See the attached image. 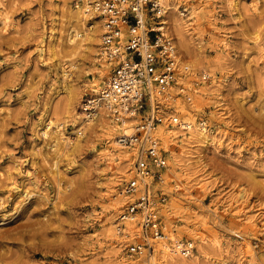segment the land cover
Instances as JSON below:
<instances>
[{
	"label": "rangeland",
	"instance_id": "obj_1",
	"mask_svg": "<svg viewBox=\"0 0 264 264\" xmlns=\"http://www.w3.org/2000/svg\"><path fill=\"white\" fill-rule=\"evenodd\" d=\"M171 2L167 31L193 89L181 115L204 120L210 140L191 138L184 162L183 142L160 132L162 230L193 243L187 262L264 264V0ZM78 3L0 0V264H163L159 242L149 259L128 253L135 222L117 231L137 157L116 143L118 125L100 109L75 133L110 70L97 54L102 29L78 16ZM173 20L186 28L185 47ZM89 23L98 29L86 40Z\"/></svg>",
	"mask_w": 264,
	"mask_h": 264
},
{
	"label": "built area",
	"instance_id": "obj_2",
	"mask_svg": "<svg viewBox=\"0 0 264 264\" xmlns=\"http://www.w3.org/2000/svg\"><path fill=\"white\" fill-rule=\"evenodd\" d=\"M90 9L102 18L99 53L109 62L110 70L81 109L92 112L94 118L104 107L117 125L126 122L128 130L122 126L117 143L137 154L133 174L124 186L128 199L118 216L122 223L117 229L123 233L126 221L139 225L140 236L134 233L135 239L127 245L130 255L151 258L157 241L188 255L192 245L189 241L170 242L159 214L167 198V150L161 146L160 128L175 124L188 130L193 125L181 115L180 105L191 99L193 89L185 80L189 70L186 65L180 67L178 49L167 31L166 2L92 0Z\"/></svg>",
	"mask_w": 264,
	"mask_h": 264
},
{
	"label": "bare ground",
	"instance_id": "obj_3",
	"mask_svg": "<svg viewBox=\"0 0 264 264\" xmlns=\"http://www.w3.org/2000/svg\"><path fill=\"white\" fill-rule=\"evenodd\" d=\"M81 1V4L80 3H78L77 4V7H80V10H81V14H80V11H79V14L80 15H78V16H81L82 18H92V17H94L95 18V20L94 21H97L98 22V24H99V27H100V29H102V18L97 14V13H95V11H93V10H91L90 9V2L92 1V0H80ZM171 1V0H170ZM164 2H166V6H167V13L169 12V10H171V8H173V6H174V4L173 5H170L169 4V0H164ZM176 4V3H175ZM176 10V9H175ZM173 12H174V10H173ZM180 13H181V11H180ZM76 16V15H75ZM77 16V17H78ZM177 16V15H176ZM175 17V16H174ZM172 19V18H171ZM176 19V18H175ZM178 19H179V17H178ZM83 20V19H82ZM81 20V21H82ZM180 20V19H179ZM185 20V19H184ZM171 21V20H170ZM181 21V20H180ZM172 24L170 25V26H172V30L174 31V35H176V37L178 38V40H179V42L185 47L186 45H187V41H186V34H185V26H183L178 20H173L172 22H171ZM170 24V23H169ZM85 29H84V34H85V36H84V38L83 39H86V40H90V39H92L93 37H94V35H95V37H96V33L95 32H97V29H98V26L96 25H94V24H90L89 23V25H85V27H84ZM185 28V29H184ZM94 39V38H93ZM91 42V41H90ZM99 53V51L97 52V54ZM98 58V57H97ZM99 59H101V57L99 56ZM107 65L109 66V62L107 63ZM184 65H186L187 66V68H188V70H189V72H190V66H189V64H184ZM190 75V74H189ZM188 75V76H189ZM186 82H189V77H187L186 79ZM189 84H191V83H188V85ZM189 87H190V85H189ZM196 90V89H195ZM97 91H98V89H97ZM97 91L95 92V93H93L92 95H95L96 93H97ZM184 107V106H183ZM188 108V107H187ZM182 109V108H181ZM183 110V109H182ZM184 110H186V108L184 109ZM183 110V111H184ZM102 111V114L103 115H109L110 116V118L109 119H111L114 123H115V121L113 120V117L110 115V113H109V110L108 109H106V108H104V107H101V110H100V112ZM190 112V111H189ZM82 113V112H81ZM85 113H86V119H85V117L82 119V121H80V123H79V127H77L76 128V132L75 133H77V135H79L78 133H80V134H82L81 133V128L83 127L82 125H85L84 123H88L91 119H93V113L92 112H87V111H85ZM184 113H185V111H184ZM190 122H192L193 123V125L190 127V129H192L193 127H195L194 129H192V130H190V129H188V130H182L181 128H179V127H177L175 124H165V125H162L161 126V128H160V132H161V135H162V137L164 138V140H168V139H170V138H179V140H181L183 143L180 145L181 146V149H180V151L178 152V157H179V161H181V159H182V161H186V160H188V157L190 156V154H188L187 152H186V149L187 148H190V147H192V146H194V145H196V144H194V143H192V140H191V138L192 139H196V141H198L199 143H207V142H209V140H210V133H209V131H208V129H206V127L205 126H201V125H198L197 124V120H196V122H194V121H192V120H189ZM50 123H52V121L50 122H48L47 124H46V126H47V129L46 130H44V131H42V133L45 135V134H47L48 133V127H49V124ZM81 123H82V125H81ZM116 124V123H115ZM117 125V124H116ZM111 126V125H110ZM110 126H109V129H110ZM123 129H125L126 131L128 130L126 127H128V125H127V123L125 122L123 125ZM122 126H119L118 125V127L117 128H119V130L122 128ZM108 127V126H107ZM112 129H115L114 127L112 128ZM189 131H190V135H188V133H189ZM160 132H159V135H160ZM71 133V132H70ZM113 133V132H112ZM187 133V134H186ZM69 137V138H68ZM75 137V136H74ZM76 138H77V136H76ZM162 138V139H163ZM59 139L60 140H62L63 142L62 143H64V144H66V142L68 141V140H70V136L69 135H67V136H63V132H61V136L59 137ZM58 141V140H57ZM115 141H116V143H117V140H116V137H115ZM160 141H161V138H160ZM211 143V142H210ZM179 144V143H178ZM194 144V145H193ZM118 147V146H117ZM121 149L122 148H124V147H122V146H119ZM185 147V148H184ZM125 148H128L129 150H131L129 147H125ZM125 152H123V153H127V149H123ZM168 150V149H167ZM60 151V150H59ZM132 151H134V154H136V151L135 150H133L132 149ZM129 153V152H128ZM109 155V154H108ZM137 155V154H136ZM109 157H111V156H109ZM113 160V158L111 157V160H108V162L110 163L111 161ZM122 193L125 195V196H127L126 194H125V192H124V190L122 189ZM126 223L129 225V227H132V225H134V222H130V221H126ZM137 229V228H136ZM117 231H118V229H117ZM196 235V234H195ZM198 237V238H197ZM196 238L197 239H199V249H200V252H203L204 253V255L206 254V252H205V245H204V238H203V236H201V235H198ZM156 243H158V241L157 242H155V244H154V249H155V245H156ZM160 243L161 242H159V244L158 245H160ZM189 243L193 246V243L191 242V241H189ZM157 246V245H156ZM161 247V248H160ZM159 248V249H158ZM157 249H158V254L157 255H159L158 257L161 259H159L160 261H161V263H163V264H194V263H191V262H187L188 260H189V258H191L193 255H191V256H189V257H186V256H183V255H181L178 251H176V250H174V249H168L167 248V244H162V245H160L159 247H158ZM153 255V254H152ZM158 259V258H157ZM193 259H194V257H193ZM191 260V259H190ZM193 262V261H192Z\"/></svg>",
	"mask_w": 264,
	"mask_h": 264
}]
</instances>
